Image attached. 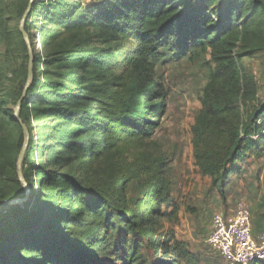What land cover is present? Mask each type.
I'll return each mask as SVG.
<instances>
[{
  "label": "rangeland",
  "instance_id": "374dc122",
  "mask_svg": "<svg viewBox=\"0 0 264 264\" xmlns=\"http://www.w3.org/2000/svg\"><path fill=\"white\" fill-rule=\"evenodd\" d=\"M107 1L33 0L27 20L25 18L24 30L33 49L30 82L33 84L32 91L27 95L29 102L26 108L28 137L30 139V134L33 135V141L28 146V140L26 164L23 167V171L30 173L34 189L28 209L34 207L37 213L43 211L51 214L54 210L52 205H57L67 212H75L69 201L71 190L64 197L62 190H59L60 183L39 186L42 171L37 166L40 164H46L59 172L71 173L83 185L111 194L115 204L131 207L128 209H133L144 189H149L158 180H164L168 185L170 204L162 205L160 209L168 212L173 205L177 215H164L155 221L158 235L164 234L165 237L182 241L196 264H226L207 241L212 214L222 212L230 217L242 201L250 210L252 234L264 230V151L259 156H249L241 162L240 171L229 176L223 193L211 184L209 177L201 175L194 165L190 128L200 109V98L209 73L215 66L209 49L203 51L195 44L185 51L159 50L161 57L154 61V71L164 93L163 114L147 134L133 133L113 124L99 150L92 153L80 150L64 152L63 158L57 159L59 154L55 153L52 134L61 113L69 110L70 105L78 107L80 103L82 107L78 108H82L81 111L94 109L95 103H90L84 97L79 104L76 100L67 104L69 98L59 97L56 90L58 85H67L68 89L73 88L72 91L78 94L81 91L85 95H92V89L106 90L107 93L112 89L122 91L127 80L123 56H119V53H129L135 45L134 39L117 41L118 46L114 47L118 50L115 51L112 66L106 65L102 69L88 67L86 74H83L87 62L78 64L72 84L67 82V76L59 74L62 70L55 62L60 54L57 53L60 46L66 48L79 43V47L89 45L99 52L109 45L110 41H102L95 36L94 29L86 35L89 37L88 42H83L78 29L72 34L62 35L71 20L79 19L84 13L93 14L97 8L104 9ZM226 1L217 0L213 7V19L216 22ZM28 3L29 0H0V165L3 168L0 202L19 200L26 196V188L17 176V162H14L16 153L18 156L20 153L21 135L24 142V132L14 115L27 82L31 61L29 46L19 31ZM233 51L240 57L239 64L256 80L258 96L264 102V13L259 14L251 25L239 26L234 33ZM36 97L39 101L34 104ZM46 107L52 115L41 118L39 115ZM116 178L121 180L114 184L113 190L109 184ZM24 181L30 189L28 181L25 178ZM69 186L65 185L63 189ZM37 188L43 194L47 193L52 200L38 199ZM48 189H51V194H48ZM151 191L139 203L142 207L140 210L144 212L147 211L146 201ZM27 201L8 204L0 209V229L10 228L8 222L12 217L8 212L17 206L25 207ZM103 225L102 217L85 214L84 221L70 226L73 241L83 245L86 241L96 240V243L91 244L99 243L103 247L98 254L99 261L104 264H125L120 257L118 239L120 236L126 237L127 233L118 224L117 232H110L111 236L108 234L109 237L103 238ZM132 238L143 246V264H153L157 258H164L161 251L154 253L142 242L143 236L135 234ZM167 261L170 264H184L177 259L167 258Z\"/></svg>",
  "mask_w": 264,
  "mask_h": 264
},
{
  "label": "trees",
  "instance_id": "16d2710c",
  "mask_svg": "<svg viewBox=\"0 0 264 264\" xmlns=\"http://www.w3.org/2000/svg\"><path fill=\"white\" fill-rule=\"evenodd\" d=\"M216 4L217 0H108L104 9L97 8L93 14L84 13L79 19L71 20L62 35L72 34L78 29L83 42H88L86 35L94 29L96 37L110 41L99 52L89 45L79 47V43L66 48L60 46L55 62L64 72L59 74L67 76V82L71 84L78 64L87 62L83 74L88 67L102 69L106 65L112 66L118 50L114 47L118 46L117 41L130 38L135 40V45L129 53H119L123 56L127 73L122 91L112 89L107 93L106 90L92 89V95H85L81 91L79 94L72 91L73 88L68 89L67 85H58L59 97L69 98L67 104L75 100L79 104L84 97L95 103L94 109L81 111L82 108H78L82 107L80 103L78 107L70 105L69 110L61 113L52 134L55 153L59 154L57 159L63 158L64 152L80 150L92 153L99 150L113 124L133 133L147 134L163 114L164 93L154 71V61L161 57L159 50L185 51L197 44L203 51L210 50L215 66L209 73L200 98V109L190 128L194 165L223 193L229 176L240 171L241 162L264 151V102L258 96L256 80L239 64L240 57L233 51L234 33L239 26L251 25L259 14L264 13V1L227 0L217 22L213 19ZM31 84L18 112L26 128L27 95L32 91ZM97 95L100 97H94ZM38 101L36 97L33 103ZM46 109H42L41 118L52 115ZM32 141L33 135L30 134L28 146ZM22 144L21 135L19 151ZM27 149L21 169L31 192L25 207L17 206L8 212L12 217L8 222L10 228L0 229V264H104L98 260L103 247L99 243L91 244L96 240L86 241L83 245L73 241L70 226L84 221L87 213L103 218V238L108 234L111 236L110 232H117L118 224L127 233L126 237L118 239L120 257L125 264H143V246L132 238L135 234L143 236L142 242L154 253L162 252L164 258H157L153 264H170L167 258L196 264L182 241L157 233L155 221L159 217L177 215L173 205L168 212L160 209L162 205L170 204L168 185L164 180L144 189L133 209H128L131 207L115 204L111 194L83 185L71 173L40 164L37 166L42 171L39 186L60 183L59 190L64 197L71 190L69 201L75 212L52 205L53 213H37L34 207L28 209L34 189L30 173L23 171ZM159 160L162 161L161 158ZM2 170L0 165V176ZM118 180L121 178L112 179L110 188L114 190ZM65 185L70 186L63 189ZM36 191L39 192L38 199L52 200L47 193L43 194L38 188ZM150 191L147 211L144 212L140 210L139 203ZM50 192L48 189V194Z\"/></svg>",
  "mask_w": 264,
  "mask_h": 264
},
{
  "label": "built area",
  "instance_id": "2783aa9c",
  "mask_svg": "<svg viewBox=\"0 0 264 264\" xmlns=\"http://www.w3.org/2000/svg\"><path fill=\"white\" fill-rule=\"evenodd\" d=\"M207 241L226 264L264 262V231L252 234L250 210L242 201L230 217L212 214Z\"/></svg>",
  "mask_w": 264,
  "mask_h": 264
},
{
  "label": "water",
  "instance_id": "95a60500",
  "mask_svg": "<svg viewBox=\"0 0 264 264\" xmlns=\"http://www.w3.org/2000/svg\"><path fill=\"white\" fill-rule=\"evenodd\" d=\"M32 2H33V0H29V3L27 5V8H26V10H25V12H24V14L22 16V19H21V22H20V25H19V31H20V33L22 34V36L24 37L26 43L29 46V50H30V54H31V56H30L31 57V61H30V65H29V68H28L27 82H26L25 87L23 89V93H22V95H21V97L19 99V102H18V105H17V109H16V112H15V115H14V119L21 125V127L23 129V132H24V142H23V145L21 147V150H20V153H19V156H18V159H17V176H18L19 181L26 188V196H25V198L19 199V200H16V199L15 200H3V201L0 202V209L3 206L8 205V204L24 202V201H26V199L28 198V196L30 194V189L28 188L26 182L24 181V178L22 176V169H21L22 159H23V156H24L27 144H28L29 137H28V130H27L26 126L22 123V121L18 117V110H19V107H20L22 99L25 97L26 90L29 87L30 82H31V78H32L31 64H32V60H33V49L29 45V38H28V35H27L26 31L24 30V21H25V18H26L27 14H28L31 6H32Z\"/></svg>",
  "mask_w": 264,
  "mask_h": 264
},
{
  "label": "crops",
  "instance_id": "0c3cea01",
  "mask_svg": "<svg viewBox=\"0 0 264 264\" xmlns=\"http://www.w3.org/2000/svg\"><path fill=\"white\" fill-rule=\"evenodd\" d=\"M262 231H264V230H262ZM261 232V231H260ZM260 232H258V233H260Z\"/></svg>",
  "mask_w": 264,
  "mask_h": 264
}]
</instances>
